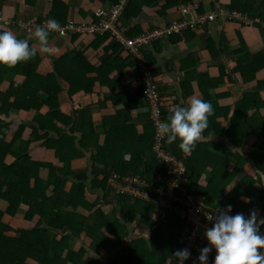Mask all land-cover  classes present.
<instances>
[{"label": "trees", "instance_id": "trees-1", "mask_svg": "<svg viewBox=\"0 0 264 264\" xmlns=\"http://www.w3.org/2000/svg\"><path fill=\"white\" fill-rule=\"evenodd\" d=\"M119 3L120 0H110V7ZM181 4L197 5L193 0H126L121 24L126 27L124 22L133 23L144 7L157 8L156 15L165 18L170 10L177 11ZM214 5L209 11L217 9ZM219 7L252 21L264 22V0H230ZM198 12L204 14L207 11L198 5ZM68 13V6L62 0H53L48 17L39 21L52 18L63 26L73 20L68 18ZM98 19L97 15L93 22L97 23ZM179 20L181 18L174 21ZM218 21L264 31L258 23L247 25L238 19L218 18L153 41L139 52L154 78L159 71L155 67L153 51L160 43L179 39L187 32ZM172 22L156 28H165ZM14 29L20 30L19 26ZM145 32L139 26L126 29L129 38ZM14 36L25 39L19 33ZM214 37L208 41L207 49L211 58L218 60L228 44L222 28L216 29ZM71 39L73 43L84 42V46L68 49L60 57L51 58V71L43 70V62L47 58L29 39L34 53L29 60L12 66L0 65V84L7 74L20 75L24 66H28L24 78L18 76L6 90L0 89V264H177L172 253L181 249L179 237L183 222L170 212L159 215L161 197L151 193L152 199L144 200L110 194L113 190L108 182L112 174L121 179L137 176L146 182L144 190L155 184L158 173L164 174V165L154 149L156 133L145 108L143 87L133 55L127 54L120 44L111 40L108 33L74 35ZM108 39L111 40L110 45H106ZM89 49L95 50V55L89 54ZM100 50L103 54L98 53ZM236 64L229 73L219 65L216 79L206 75L203 81L217 87L224 83L225 77L231 82L236 73L245 80L254 79L259 71L264 70V53L248 55L245 63L237 60ZM126 69L129 71L124 74ZM127 74L136 81L134 92L115 93ZM189 81L187 78L181 85L182 99L187 104L192 93ZM97 84L110 91L104 101L96 103L97 106L102 108L110 101L116 108L115 114L103 117L102 123H96L91 107L75 106L70 113L61 110L60 95L65 87L72 102L74 96L94 94ZM258 86V91L242 94L232 114L231 106L219 105L217 99L209 98L207 91L204 94L203 98L210 103L212 112L203 135L206 140L223 137L224 142L203 139L190 152L184 153L178 148V141L168 142L166 137L162 140V148L182 159L185 165L184 188L215 213L228 204L216 192L217 183L233 174L227 169L232 158H237L235 163L240 162L241 165L247 162L241 154L233 153L228 144L240 149L249 144V136H252L249 159L253 167L244 182L246 189L252 192L249 205H260L258 219L264 218V187L260 183L262 178L255 172L264 171V116L258 112L264 107L259 98L264 80L258 82ZM200 87L202 90L203 86ZM41 92L46 95L43 99ZM158 92L160 94V86ZM158 106L166 121L174 107L185 105L175 103L172 109L167 110L160 95ZM253 106L256 111L250 114ZM20 112L26 113L28 119L17 123L10 138L12 125L2 118H10ZM220 117L225 122L220 121ZM24 133H28V138L23 137ZM32 145L46 150V158L42 160L43 152L37 154V149H31ZM88 150H91L90 171L75 170L73 161L85 159ZM207 170L211 176L203 180L202 174ZM81 210L86 217L80 214ZM16 220L22 221L21 227L11 225ZM77 241L85 244H76Z\"/></svg>", "mask_w": 264, "mask_h": 264}, {"label": "crops", "instance_id": "crops-1", "mask_svg": "<svg viewBox=\"0 0 264 264\" xmlns=\"http://www.w3.org/2000/svg\"><path fill=\"white\" fill-rule=\"evenodd\" d=\"M62 1L68 6V18L73 19L76 22L93 21L94 17L96 18L102 9L110 8V0ZM229 1L230 0H193V2L197 5H202L204 11H209L214 4L216 6L226 5L229 3ZM52 2L53 0H0V14L7 19H16L24 22L34 18L40 20L42 17H48V14L52 9ZM212 2H214V4ZM162 3L163 2H160V4ZM156 10L157 8L151 9L144 7L143 12L135 21H133V23L124 22V26L127 28L139 26L140 30L144 32L156 27H164L170 22L181 18L176 10H170L165 18L156 15ZM217 28L223 29L226 37L225 41L228 44V47L224 48L221 59L215 60L211 58L207 47L208 41L211 38H216L214 36ZM5 31H10L13 33V35L19 33L21 37H24L28 40V37H25V33L21 30L6 29ZM32 39L29 41L35 42L33 45L35 48L40 50L39 42L33 37ZM110 42L111 40L108 39L106 45H110ZM48 43L50 47L49 52H42L40 50L41 53H44L45 57L47 58L43 62L44 71H51V58L60 57L62 54L67 52L68 49H73L76 47L79 49L84 46V42L80 40L73 43L71 37L63 38L53 37L50 35L48 36ZM160 44L161 45L153 52L155 55V67L158 68L159 71V73L156 75V78L160 86V95L163 98L164 106H166L167 110L172 109L175 103L179 105H187V103L182 99L183 95L181 89V85L184 84L187 78L190 80L189 89L192 90L189 100L195 97L206 101V99H204L205 97L203 98V96L207 91L211 100L214 101L217 99L219 105L231 106V114L234 111V105L240 100L242 94L250 92L254 93L258 91V82L264 80V70H261L256 74L255 78L251 80H245V78H242L239 73H236L232 76L231 82H229L228 78L225 77L226 79L224 83L217 87H212L210 83L203 81L206 75L209 78L216 79V77L219 75V65H223L226 69V72L229 73L236 67L237 60H239L241 63H245L247 61L248 55L264 53L263 30L257 28H239L238 24L235 25L233 23L218 21L217 23H212L207 27L200 28L197 31L191 33L187 32L185 35L180 36L179 39L173 38ZM240 48H242V50H239ZM88 53L93 56L96 52L93 49H89ZM98 53L103 54V51L100 50ZM27 70L28 66L26 65L24 66V69L20 75H16L15 73L7 74L0 84V89L6 90L12 81H16V77L18 76L19 78H24ZM128 71L129 70L127 69L124 70V74ZM120 86L121 87L117 89L115 93L126 91L128 94H132L134 92V88L136 87V81L130 79L129 75L127 74V76L122 78L120 81ZM200 86H203L202 90ZM65 89L67 90V87H65ZM66 90L60 95V105L64 112L70 113L71 110L75 109V106L91 107L92 117L96 123H102L101 120L103 117L113 115L116 112V108L110 101H107L105 106L102 108L97 106L98 102L104 101L105 96L110 93L108 88H100V86L97 84L94 94L74 96L72 98V102L69 99L67 93H65ZM42 95L46 97L43 92L40 93L41 97ZM63 96L66 97V101L64 98H62ZM259 98L261 102H264V89L259 90ZM141 103H143V101ZM64 107H67L66 111ZM255 109L256 107L253 106L249 110L250 114H253L256 111ZM258 112L261 116H264V107L260 108ZM25 114L26 113L24 112H20L18 115L15 114L10 116V118H2L12 125V131L9 134L10 138L12 137L15 128L18 126L17 123L21 121H27L28 116L27 114L25 116ZM16 116L18 120L15 119ZM229 117H231V115ZM220 121L225 122V119L220 117ZM251 137L252 136H249V144L240 149H236L232 144H228L233 153L241 154L244 157V160H247V162L241 165L240 162L235 163L237 158H232L227 169L233 173V176L231 175L227 180L226 178L221 180L222 182L219 181L217 183L218 187L216 193L220 195L223 200L228 201V204H224L222 209H224L226 205L230 204L232 206L231 214L242 213L245 217H247L251 211H255L258 219L260 217V205L255 207L249 205L252 192L246 189L244 182L247 174L253 167V162L249 159V154L251 152L250 144L253 142ZM24 138H28V133H26V137ZM101 139H103V137ZM203 141L224 142L225 139L223 137H213L210 140L204 139ZM36 147V145H32L31 149L34 151L37 149V154H41L43 152L41 158L42 160L45 159L46 150L44 151V149L38 148L39 146L37 148ZM90 155L91 150L86 151L85 159L74 160L72 167L75 170L90 171ZM48 159L51 160V157L49 156ZM44 174H46V172H44ZM210 176L211 173L207 170L202 174V179L207 180L210 178ZM260 183L264 187V179H262ZM88 194L91 195L92 192H88ZM229 201L232 203H229ZM80 212L85 214V212L82 210ZM13 223H19V227L22 226V221L16 220L12 221V224ZM260 232L261 234H264V224L261 225ZM79 242L81 244H85L83 241H77L75 243L80 244Z\"/></svg>", "mask_w": 264, "mask_h": 264}, {"label": "built area", "instance_id": "built-area-1", "mask_svg": "<svg viewBox=\"0 0 264 264\" xmlns=\"http://www.w3.org/2000/svg\"><path fill=\"white\" fill-rule=\"evenodd\" d=\"M126 0H120V3L106 9H102L98 13V22H76L68 21L65 25L60 26L56 30H50L49 35L58 37H70L74 35L79 36H93L103 35L108 33L111 40L120 44L127 54L133 55L136 62V73L140 79L143 87L144 104L146 111L150 114V121L155 129L156 141L155 152L157 157L164 165V174L159 173L156 176L155 184L144 190L146 182L139 177L127 176L122 178L113 175L110 179V188L114 196L130 195L132 197L152 199L151 193H155L161 197L160 206L163 212H170L176 216L183 226L179 237L181 248H187L191 255L184 264H198L197 256L199 250L207 244L204 237V232L211 227L212 221L207 217L215 215L216 213L211 209L206 208L201 200H198L192 194L188 193L182 185L183 175L186 168L182 160L170 155L162 148V140L164 137L158 132V125L164 121L159 103V83L154 78L151 69L147 65L143 55L139 50L150 44L153 41L164 38L168 35L181 33L188 27L194 28L205 24L207 21H214L218 18L224 20L238 19L247 25L258 23L264 28V22L260 20H251L248 17H241L238 13H231L228 10L217 6L215 11H207L204 14L198 12V5L186 4L180 5L177 8L181 20L174 21L165 28L153 29L146 31L144 34L129 38L126 35V27H123L121 20L123 17L124 3ZM46 21L39 22L36 18L29 21L11 20L0 16V24L8 28L19 26V29L28 36H33L36 26L43 25L46 27ZM140 188V189H139ZM142 188V190H141ZM259 251V250H258ZM215 251L212 250L208 254V264H212V259Z\"/></svg>", "mask_w": 264, "mask_h": 264}, {"label": "clouds", "instance_id": "clouds-1", "mask_svg": "<svg viewBox=\"0 0 264 264\" xmlns=\"http://www.w3.org/2000/svg\"><path fill=\"white\" fill-rule=\"evenodd\" d=\"M45 24L46 27L36 26L33 36L25 35L29 40L35 38L42 52H49V31L58 29L60 25L52 18ZM4 28L8 29L0 24V30ZM33 54L27 39H17L10 31H0V65L12 66L17 62L29 60ZM211 112L209 102L193 97L186 106L174 107L167 120L159 123L157 130L168 142L178 141V148L188 153L197 142L205 139L203 133L208 126V116ZM255 172L264 179V171ZM110 194L114 196L112 192ZM231 207L230 204L226 205L223 210L218 209L215 215L207 217L212 221V225L204 232L207 244L199 250L196 258L198 264H208V254L212 250L215 251L212 264H264V234L260 232L264 218L257 219L255 211H251L247 217L242 213L229 214ZM163 213L165 212L161 209L159 215ZM172 255L177 264H184L191 253L187 248H181L175 250Z\"/></svg>", "mask_w": 264, "mask_h": 264}, {"label": "rangeland", "instance_id": "rangeland-1", "mask_svg": "<svg viewBox=\"0 0 264 264\" xmlns=\"http://www.w3.org/2000/svg\"><path fill=\"white\" fill-rule=\"evenodd\" d=\"M65 93H66V92H65ZM44 97H45V96L42 95V99H43ZM62 98H64V100L66 99L65 96H63ZM65 101H66V100H65ZM75 108H76V107H75ZM64 109H65V111H66L67 107H64ZM61 110H62V108H61ZM25 116H26V114H25ZM25 116H24V117H25ZM23 137H26V133L23 134ZM94 192H95V191H94ZM91 195L94 196L93 194H91ZM79 212H80V211H79ZM80 214H81V215H84L83 217H85V214H82V212H80ZM11 225H12L13 227H15V228H19V226H20L19 223H13V224H11Z\"/></svg>", "mask_w": 264, "mask_h": 264}]
</instances>
